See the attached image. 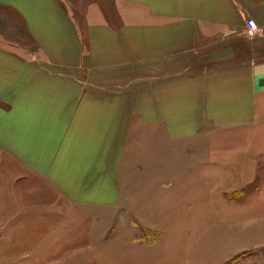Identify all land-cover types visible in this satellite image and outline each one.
Segmentation results:
<instances>
[{
    "label": "crops",
    "instance_id": "1",
    "mask_svg": "<svg viewBox=\"0 0 264 264\" xmlns=\"http://www.w3.org/2000/svg\"><path fill=\"white\" fill-rule=\"evenodd\" d=\"M263 122L264 0H0V264L135 234Z\"/></svg>",
    "mask_w": 264,
    "mask_h": 264
},
{
    "label": "rangeland",
    "instance_id": "2",
    "mask_svg": "<svg viewBox=\"0 0 264 264\" xmlns=\"http://www.w3.org/2000/svg\"><path fill=\"white\" fill-rule=\"evenodd\" d=\"M211 139L218 146L204 151L196 178L188 169L170 193L153 189L160 210L145 213L135 234L115 225L102 249L76 248L49 264H264V122ZM142 226L162 234L144 243L154 233Z\"/></svg>",
    "mask_w": 264,
    "mask_h": 264
},
{
    "label": "built area",
    "instance_id": "3",
    "mask_svg": "<svg viewBox=\"0 0 264 264\" xmlns=\"http://www.w3.org/2000/svg\"><path fill=\"white\" fill-rule=\"evenodd\" d=\"M246 28H245V32L248 35H255L258 32H260L261 28L259 27L258 24H256V21L253 18H249L246 21Z\"/></svg>",
    "mask_w": 264,
    "mask_h": 264
},
{
    "label": "trees",
    "instance_id": "4",
    "mask_svg": "<svg viewBox=\"0 0 264 264\" xmlns=\"http://www.w3.org/2000/svg\"><path fill=\"white\" fill-rule=\"evenodd\" d=\"M145 232L146 233H150V232L154 233L152 240H147V239H145L146 237L142 238V240H144V243H147V244L153 243L155 241L154 239L162 234V232H160L159 230H153V229H146Z\"/></svg>",
    "mask_w": 264,
    "mask_h": 264
}]
</instances>
